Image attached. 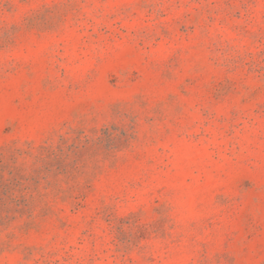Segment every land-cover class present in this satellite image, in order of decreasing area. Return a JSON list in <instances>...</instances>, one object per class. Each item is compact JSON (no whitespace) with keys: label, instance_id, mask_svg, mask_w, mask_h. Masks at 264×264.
Wrapping results in <instances>:
<instances>
[{"label":"rangeland","instance_id":"rangeland-1","mask_svg":"<svg viewBox=\"0 0 264 264\" xmlns=\"http://www.w3.org/2000/svg\"><path fill=\"white\" fill-rule=\"evenodd\" d=\"M0 264H264V0H0Z\"/></svg>","mask_w":264,"mask_h":264}]
</instances>
